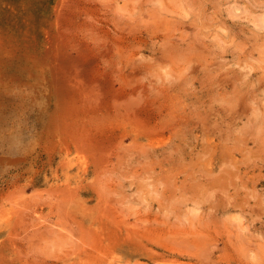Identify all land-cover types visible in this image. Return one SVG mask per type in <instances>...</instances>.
Here are the masks:
<instances>
[{
	"label": "rangeland",
	"instance_id": "rangeland-1",
	"mask_svg": "<svg viewBox=\"0 0 264 264\" xmlns=\"http://www.w3.org/2000/svg\"><path fill=\"white\" fill-rule=\"evenodd\" d=\"M0 264H264V0H0Z\"/></svg>",
	"mask_w": 264,
	"mask_h": 264
},
{
	"label": "bare ground",
	"instance_id": "bare-ground-1",
	"mask_svg": "<svg viewBox=\"0 0 264 264\" xmlns=\"http://www.w3.org/2000/svg\"><path fill=\"white\" fill-rule=\"evenodd\" d=\"M23 100V99H22ZM76 143V142H75ZM80 143V142H79ZM10 159H8L7 161H9ZM12 160V159H11ZM61 162V161H60ZM67 190V189H66Z\"/></svg>",
	"mask_w": 264,
	"mask_h": 264
}]
</instances>
